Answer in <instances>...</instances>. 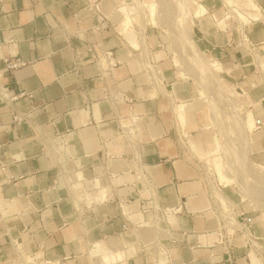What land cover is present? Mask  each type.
Wrapping results in <instances>:
<instances>
[{"label": "crops", "instance_id": "1", "mask_svg": "<svg viewBox=\"0 0 264 264\" xmlns=\"http://www.w3.org/2000/svg\"><path fill=\"white\" fill-rule=\"evenodd\" d=\"M199 1L207 9L196 19L201 44L244 78L242 85H247L263 124L256 135L263 138L264 85L253 76L244 42L248 39L264 56L259 51L264 49V24L249 19L242 5ZM253 1L264 20V0ZM95 2L106 18L102 28ZM119 7V0H0V264H18L11 239L22 243L26 256L52 264L68 257L67 264H86L89 243L100 244L103 252L123 249L125 264H155L144 255V244L157 247L159 261L165 259L161 249L167 248L170 264H242L244 245L239 237L231 257L215 245L218 221L209 210L202 168L178 146L177 129L185 131L172 101L191 104L196 90L164 60L151 63L156 58L151 44L144 49L143 39L136 47L134 34L117 31ZM222 10L225 16L218 17ZM228 20L239 25L241 55L230 49L234 34L227 29ZM98 26L100 30H94ZM244 27H250L247 36ZM88 49L113 52L119 65L103 76ZM2 58H21L27 65L6 71ZM154 69L162 76L160 86L153 81ZM3 90L8 97L27 96L8 103ZM117 92L134 100L132 112L126 102L109 99ZM15 111L25 117L21 123L13 121ZM131 113L140 117L141 143L134 149L117 136L120 120ZM190 125L194 127L188 116L186 128ZM137 155L158 188L149 207L185 205L171 222L161 220L158 229L152 226L150 213L142 214L145 205L136 201L143 191L135 184ZM106 167L120 176L116 187ZM104 188L110 201L100 203ZM118 198L126 202L125 211L134 224L124 218ZM75 205L83 210L77 211ZM250 259L251 264H260L254 255Z\"/></svg>", "mask_w": 264, "mask_h": 264}, {"label": "rangeland", "instance_id": "2", "mask_svg": "<svg viewBox=\"0 0 264 264\" xmlns=\"http://www.w3.org/2000/svg\"><path fill=\"white\" fill-rule=\"evenodd\" d=\"M122 1L123 3L119 0L121 8L119 7V13L116 17L118 19L117 31L120 33L121 28L125 31L122 22L126 17L129 18L131 24L126 31L131 32L138 39L133 45L138 47V43L144 39L146 43L144 49L149 48L150 44L152 45L153 48L150 49H153L156 54V63L161 59L164 60L165 63L172 66L173 73L177 72L181 80L190 83L196 90L191 104L172 101L173 108L178 104L185 103L187 124L188 116L189 121L194 123L193 128L190 125L185 129L187 134H182L178 127L177 130L182 137L180 139L177 135L178 146L181 151L190 157H194L201 166L203 172L201 177L209 189L208 194L211 203L214 202L213 205L219 204L212 191L214 187L220 195L236 206V212H239L240 215L239 221L245 222L244 219H246L252 226L255 236L259 238L256 241L259 245L255 250L256 255L261 259L260 263L264 264V137L259 138L261 134L256 135L257 130L262 128L263 124L256 116L258 112L253 107L255 101L250 98L247 85H242L245 82L244 78L237 76L235 73L237 71L230 72L229 69L234 68L233 65L215 59L216 57H212L201 44L200 26L196 19L207 14L203 1ZM245 1L247 0H226V3L231 6H238V8L242 5V8L246 12L248 11L247 17L252 21L263 18L261 9L253 0L251 1L254 3L255 11L259 9L257 11L259 17H251L249 14L251 8H245ZM150 5L154 6L150 7ZM199 7L200 10L197 11ZM219 16L224 17L225 10H222V14ZM256 23L264 24V20ZM227 24L229 27L231 26L227 29L234 34V42L230 49L233 53L238 52L241 55L243 53L238 47L240 43L239 25L230 20L227 21ZM249 29L250 27H244L246 36ZM259 51L264 53V49H259ZM248 57L253 63V76L260 86L264 85V77L261 78L263 74L259 65L252 56L248 55ZM256 59H259L260 63L264 65V61L261 62L260 57L256 56ZM221 64L228 69L223 68ZM156 70H153L155 73L153 81L160 86L163 79ZM261 128L259 130L262 131ZM138 133L137 131V136ZM217 139L220 142V153L211 156L208 153H211L212 150L215 151ZM202 154L205 156H201ZM216 158L220 159V167L225 177L223 181L219 178L213 164V160ZM94 246L102 248L100 244H94ZM243 247L241 263L251 264L250 256L254 254H249L252 247L246 248L245 244ZM91 248L92 246L87 244L85 251L88 255L85 254V257H89L92 264H125L126 262L127 255L122 252L123 249L106 252L101 250L90 256ZM91 261H87L86 264Z\"/></svg>", "mask_w": 264, "mask_h": 264}, {"label": "built area", "instance_id": "3", "mask_svg": "<svg viewBox=\"0 0 264 264\" xmlns=\"http://www.w3.org/2000/svg\"><path fill=\"white\" fill-rule=\"evenodd\" d=\"M94 7H95V13L97 14V18H98L99 22H101V28H102L103 23L106 21V18L104 17V15L102 13V10H101L99 3L95 2ZM94 30H100V26H98ZM88 55L95 64H97L98 66L101 67L103 76H106L107 74H109L111 72V70H113L114 68H116L119 65V62L113 57V52H110V51L100 50L99 52H96L94 49H88ZM2 61L4 63L6 71H16V70L27 65V62H25L21 58H15V59L2 58ZM103 61L107 62V66L105 68L102 67ZM156 62H157L156 58L151 59V63L153 65H156L157 64ZM150 72L148 71V73H150ZM1 89H2V87H0V90ZM2 95H3V98L5 99L4 101L8 102V103H12L21 97L27 96L26 93H21V94H18L16 96L8 97V95H6L4 90L2 92ZM29 97L32 98L33 96L29 95ZM108 97H109V99H113V100L118 101V102H126L127 104H129L130 111L131 112L133 111V104H134L133 99H129L128 97H126L124 94H122L120 92H117L114 95H109ZM24 119H25V117L20 112H16V111L13 112V121L14 122L21 123ZM139 120H140V117L138 115L131 113L128 118L121 119L119 122V129L117 132V136L124 138L126 143H127V146L131 147L133 149L135 148V146L137 144L141 143L139 140H137V137L135 136V134L137 133V130H138L137 129V122ZM125 122H127V123H125ZM129 128H131V129L129 131H127V129H129ZM178 135H179V138L181 139L182 137H181V134L179 131H178ZM183 138L187 140V138H185V137H183ZM137 159H138V157H137ZM117 160H119V159L118 158H111L110 161L114 162ZM138 163H139V165L142 164L141 159H140V162L138 161ZM1 167L4 168V166H2V165H1ZM105 170H106V173L110 177V182H111L112 186L116 187L115 186V183H116L115 180L117 178H119L120 176L117 174H113V172L110 171L107 167ZM137 170H138V167L136 168V171L134 173L136 175L135 184H137V187H138L140 179H139ZM116 185H117V183H116ZM122 186H127V183H122ZM69 189H70V187H69ZM102 191H104L105 195L103 196V198H101V199L99 198L100 199L99 202L100 203L109 202L110 199L108 198V195H107V188L102 189ZM156 191H158V188L152 189V194H149L147 196L145 190L143 189L142 193L136 199V201L139 202L141 206L145 205L144 208L141 209L142 214H149L150 213L152 215V219H151L152 226L158 229L157 224L161 220L164 219L168 222H171V217L183 213L185 205H184V203H181V204H179V206L177 208L166 209V210H160V209L155 208L154 206H152L150 208L148 205V202H150V204H151V202L153 200L152 199L153 194H155ZM83 192L85 193V190H83ZM83 192H81V193H83ZM71 193H72V190H71ZM98 193H99V190H98ZM111 200H113V198H111ZM85 201H80L81 204L83 205V207L87 206ZM118 201L122 203L121 207L123 209L124 218L130 224L131 223L134 224V222L130 216L131 214L129 212L125 211L126 206H127L126 202H124L123 200H121L119 198H118ZM213 203L214 202L211 203L209 210L215 215V217L218 221L217 239H216L215 245L223 247L224 252L227 256L231 257V252L234 248V241L236 240V238L242 237L245 240L246 248L249 246H252L257 240H259V238L255 236V232L253 231L252 226L247 222L246 219H244L245 222L239 221L240 215H239V212H236V209H235L236 206L234 204L230 203V201L228 202L229 206L231 207L230 208L231 209L230 211L232 213L231 214L228 210H225L224 207L221 208L218 203H217L218 205H216V204L213 205ZM75 207H76L77 211H79V212L83 210V209H79L76 205H75ZM233 217H234V219H233ZM162 240H163V237H160L158 241H162ZM11 242H12V245L15 247L17 254H18V256H17L18 264H35V261L39 262L40 260H43L39 256H26L25 253L23 252V249H22V243H20L17 240H13V239H11ZM92 244L93 243H89V245H92ZM151 245L152 244H144L143 245V253L148 259H153V262L155 264H170L171 263L170 252L167 248L161 249L165 255V259L163 261H159L157 258V247L152 248ZM86 254L88 255L87 252H86ZM28 258H30L32 260L31 261L29 260L30 262H28ZM69 259H71V257L64 258L63 261L60 262V264H67ZM89 259L90 258L88 257V261H91ZM48 262H50V261H48ZM89 264H92V261L89 262Z\"/></svg>", "mask_w": 264, "mask_h": 264}, {"label": "bare ground", "instance_id": "4", "mask_svg": "<svg viewBox=\"0 0 264 264\" xmlns=\"http://www.w3.org/2000/svg\"><path fill=\"white\" fill-rule=\"evenodd\" d=\"M241 1V0H240ZM246 2H248V3H246ZM224 3L226 4V6H228V7H238V6H231V5H229V4H227L226 3V0L224 1ZM146 4V3H145ZM245 8H251V12H249V14L251 15V17L253 16L254 18H258L259 17V14L257 13V11L259 10V9H257V11H255V6H254V3L251 1V0H247V1H245ZM148 6V5H147ZM154 5H150V7H153ZM149 7V6H148ZM201 7V6H200ZM200 7L198 8V10L197 11H199L200 10ZM187 8V7H186ZM190 9V8H189ZM188 9V10H189ZM202 9V8H201ZM252 10H254V11H252ZM186 11H187V9H186ZM204 11V10H203ZM248 12V11H247ZM190 13V12H189ZM197 13V12H196ZM200 13V12H199ZM187 15H189L188 14V12H187ZM249 15V16H250ZM262 19V18H261ZM260 19V20H261ZM260 20H258V21H260ZM258 21H256V22H258ZM130 19L129 18H125L124 19V21L122 22V26L124 27V30L126 31V30H128V28L130 27ZM134 43H136V42H133V44ZM244 47H246L247 48V50H248V55H250V56H252L254 59H255V61H256V63L259 65V67H260V69H261V73L262 72H264V65L262 64V63H260V61H259V59L257 60L256 59V56L257 57H260L261 59H262V61L261 62H263L264 61V56H261V55H259L258 54V52H256V47H254V46H252L251 45V43H250V41L248 40V39H245V42H244ZM107 65V62L106 61H103L102 62V66H104V65ZM158 74V73H157ZM156 84H157V82H156ZM185 103H183V104H178V105H176L175 106V108H174V112H175V115H176V118H177V120H178V123L183 127V129H184V131H185V133L184 134H187L186 133V111H185ZM138 131V130H137ZM135 136L137 137V140H139V134H138V136H137V133L135 134ZM222 141V140H221ZM222 145V144H221ZM215 147H216V149H215V151H213L212 150V152L211 153H208L209 155H214L215 153L217 154V153H220L219 152V148H220V142L218 141V139L215 141ZM194 148V147H193ZM222 149V148H221ZM194 150H196L195 148H194ZM201 156H205V155H201ZM137 157H138V161L140 162V157H139V155H137ZM220 159L219 158H216V159H214L213 160V164H214V167L216 168V170H217V172H218V175H219V178L223 181V179H225V177H224V175H223V172H222V169H221V167H220V161H219ZM138 167V176H139V179H140V182H139V186L141 187V188H143L144 190H145V192H146V194H147V196L149 195V194H152V189H155L154 188V186H153V182H152V179L150 178V176H149V174H148V172H147V168L144 166V165H138L137 166ZM223 185V184H222ZM225 186V185H224ZM212 191H213V193H214V196L216 197V200H217V202L219 203V206L221 207V208H223L224 207V209L225 210H228L230 213H231V207L229 206V201H228V199H226L224 196H222V195H220V193L213 187L212 188ZM82 200V199H81ZM240 201H242V202H245L246 200H240ZM232 214V213H231ZM233 219H234V217H233ZM165 230V229H164ZM240 239L243 241V245L245 244V240L242 238V237H240ZM93 245V244H92ZM91 245V246H92ZM100 247V246H99ZM151 247L152 248H155V246H154V244H152L151 245ZM252 250L250 251V254L249 255H251V254H254V256L258 259V261H259V263L261 262V259L260 258H258V256L256 255V249L259 247V245H258V243H254L252 246ZM95 248H97V247H95L94 245L92 246V250L91 251H89V255L91 256V254H93V253H98V252H100L101 250H102V248H97V250H95ZM32 260V259H30V258H28V262H30V261ZM53 262H36L35 261V264H52ZM260 264H262V263H260Z\"/></svg>", "mask_w": 264, "mask_h": 264}]
</instances>
